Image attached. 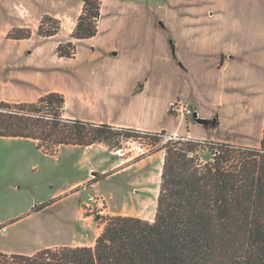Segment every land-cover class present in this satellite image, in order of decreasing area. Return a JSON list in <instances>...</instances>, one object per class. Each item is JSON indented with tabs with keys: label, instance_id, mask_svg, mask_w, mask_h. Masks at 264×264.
I'll use <instances>...</instances> for the list:
<instances>
[{
	"label": "crops",
	"instance_id": "crops-1",
	"mask_svg": "<svg viewBox=\"0 0 264 264\" xmlns=\"http://www.w3.org/2000/svg\"><path fill=\"white\" fill-rule=\"evenodd\" d=\"M237 3L102 0L96 36L75 40L83 0H0V103L31 104L60 94L64 120L258 146L264 128V14L257 27ZM46 15L61 24L52 37L39 34ZM19 29L32 34L8 37ZM69 42L75 56L60 57L58 47ZM177 100L209 123L175 115ZM223 125L241 130L240 140L219 136ZM164 160L160 151L129 162L97 143L60 146L50 154L33 139L0 137V162L7 166L0 186V253L94 247L103 230L92 236L90 217L81 213L92 195L109 196L114 216L153 219L156 210L146 214L147 205L158 200ZM24 196H30L27 208Z\"/></svg>",
	"mask_w": 264,
	"mask_h": 264
},
{
	"label": "trees",
	"instance_id": "trees-1",
	"mask_svg": "<svg viewBox=\"0 0 264 264\" xmlns=\"http://www.w3.org/2000/svg\"><path fill=\"white\" fill-rule=\"evenodd\" d=\"M83 1L72 35L75 40L96 36L101 15L102 0ZM60 28L59 20L46 15L39 34L52 37ZM31 34L19 29L8 37L26 39ZM58 54L73 58L75 44L60 45ZM64 102L62 95L49 94L31 104L0 103V137L33 139L39 149L52 154L60 146H90L112 139L117 143L122 133L129 135L108 125L62 119ZM48 106L54 107L52 115L34 111ZM50 141L53 145L46 148L44 143ZM103 220L94 247L49 248L32 256L0 253V260L8 264H264V128L255 147L181 141L168 145L153 222L128 216Z\"/></svg>",
	"mask_w": 264,
	"mask_h": 264
},
{
	"label": "built area",
	"instance_id": "built-area-1",
	"mask_svg": "<svg viewBox=\"0 0 264 264\" xmlns=\"http://www.w3.org/2000/svg\"><path fill=\"white\" fill-rule=\"evenodd\" d=\"M172 112L178 117L185 119H193L195 114L194 110L182 100H177L173 103ZM125 131L129 132V135L122 133L112 149V154L119 159L128 160L129 162L145 159L156 152H165L168 145L177 141L194 142L202 145L210 142L164 132ZM84 209L86 212L92 214L96 211V214L102 216L99 217L102 219L108 215V211L110 210V198L105 195H92L88 197L84 204ZM149 221L153 222V219Z\"/></svg>",
	"mask_w": 264,
	"mask_h": 264
},
{
	"label": "rangeland",
	"instance_id": "rangeland-1",
	"mask_svg": "<svg viewBox=\"0 0 264 264\" xmlns=\"http://www.w3.org/2000/svg\"><path fill=\"white\" fill-rule=\"evenodd\" d=\"M238 1V5H240V10H241V13H244L246 10L248 11L247 13L249 14L250 18L252 19V21H256L257 22V27H259V18L260 16L262 15L261 12L264 14V10H263V5H262V1L260 0H237ZM221 2V1H220ZM264 4V3H263ZM3 12V11H2ZM1 12L0 14V31L4 28L5 26V19H4V14ZM246 13V12H245ZM30 111V109H28ZM33 111V110H32ZM34 111H39L41 112L42 114H45V115H52L54 113V107L53 106H48V107H44V108H40V109H37V110H34ZM258 125V124H257ZM219 136L223 137V138H229V139H232L234 138V140H240L239 136L240 134H242V131L241 130H237L236 132L233 131L232 129H230L229 127L223 125L219 128ZM257 134L259 135V128L257 126ZM256 134V135H257ZM213 143H221V142H213ZM97 144H102V146L104 147V149L109 153V152H112V149L113 147L115 146L116 144V141L114 139L112 140H107V141H103L101 143H97ZM44 145L48 146V148H50V145L52 146L53 143L50 141V142H46L44 143ZM232 146H236V147H247V146H243L242 144H235V145H232ZM157 153L159 152H156L154 154H152L151 156L149 157H146L145 159H142V160H146V159H150L151 157H153L154 155H156ZM206 153H208V151L206 150ZM140 159H137V160H134V161H131V162H138V161H142ZM6 171H7V166H6V162L2 163L0 162V186L3 185L5 183V179H4V175H6ZM31 175V174H30ZM33 177H35L36 175H33ZM154 179H155V184L158 183V173L157 171L155 172V175H154ZM151 189H153V187H151ZM2 194V191L0 190V196ZM109 197V196H108ZM110 198V197H109ZM25 200L24 202V207L27 208V206L29 205V202H30V196H29V200H28V196H24L23 198ZM111 198H110V210L108 211V215H106V217H113L114 216V213L112 211V207H111ZM156 205H157V202L156 204L151 200V203L147 206H149V208L147 209V213L149 212H153L156 210ZM138 206L141 207V202L138 203ZM83 217H90V221H91V235L92 236H96L98 235L103 229H104V220L103 218H99V217H102V216H99L98 214H96V211H94V213H88L85 211V209H82L81 211ZM93 215V216H92ZM104 217V218H106ZM93 238V237H91ZM11 262H13L11 260ZM9 262H4L2 260H0V264H8Z\"/></svg>",
	"mask_w": 264,
	"mask_h": 264
},
{
	"label": "water",
	"instance_id": "water-1",
	"mask_svg": "<svg viewBox=\"0 0 264 264\" xmlns=\"http://www.w3.org/2000/svg\"><path fill=\"white\" fill-rule=\"evenodd\" d=\"M194 118H195V121L199 124L207 125L209 123L207 120L198 118V115L196 113L194 114Z\"/></svg>",
	"mask_w": 264,
	"mask_h": 264
}]
</instances>
